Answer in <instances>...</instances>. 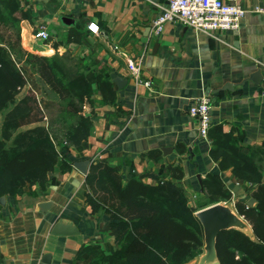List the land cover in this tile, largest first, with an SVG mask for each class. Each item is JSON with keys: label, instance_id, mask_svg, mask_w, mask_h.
I'll return each mask as SVG.
<instances>
[{"label": "crops", "instance_id": "obj_1", "mask_svg": "<svg viewBox=\"0 0 264 264\" xmlns=\"http://www.w3.org/2000/svg\"><path fill=\"white\" fill-rule=\"evenodd\" d=\"M19 1L29 12L21 23L23 45L37 42L33 32L46 27L51 42H42V52L70 58L79 74L103 72L115 86L117 104L129 115H118L94 86V104L85 111L93 109L94 126L82 151L65 150L44 189L26 187L23 194L0 202V264H82L78 256L84 245L98 244L107 253L118 246L110 215L93 214L88 207L86 176L73 166L78 160L105 162L125 180L147 172L170 179L167 167L180 164L185 177L175 182L194 206L206 198L199 175L216 176L232 192V200L220 203L235 205L252 198L257 186L234 177L232 169L220 168L210 156L211 140L200 135L188 110L209 97L212 125L233 133L236 146L264 171V13L258 11L264 9V0H223L242 5L246 14L238 30L214 35L179 22H167L158 32L156 22L165 7L159 0ZM91 24L97 33L89 30ZM70 30L82 34L81 43L67 44ZM56 43L62 45L56 48ZM131 62L152 88L136 82L128 68ZM257 71L263 77L258 86L248 80ZM116 78L127 81L123 89L115 85ZM228 83L234 91L213 93ZM179 146L186 151L180 152ZM152 151L160 157L148 158ZM144 182L154 183L148 178ZM44 201L51 203L46 209L40 207ZM60 218L75 222L80 234L53 235ZM46 254L50 262L43 261Z\"/></svg>", "mask_w": 264, "mask_h": 264}, {"label": "trees", "instance_id": "obj_2", "mask_svg": "<svg viewBox=\"0 0 264 264\" xmlns=\"http://www.w3.org/2000/svg\"><path fill=\"white\" fill-rule=\"evenodd\" d=\"M28 18L29 12L19 0H0V27L5 30L0 32V40L16 64L26 62L30 56L21 40V23ZM66 42L79 44L82 34L70 30ZM54 45L58 48L62 43ZM56 65L59 70V63ZM61 67L68 76L65 90L69 102L53 101L43 106L31 89L20 96L27 80L0 51V115L12 103L0 131V198L21 195L26 187L32 189L39 185L44 189L49 174L60 158L65 157V150L74 147L82 151L94 126L93 109L86 113L85 107L94 104L95 85L104 103L114 106L120 116L129 115L117 104L115 86L103 72L79 74L62 63ZM208 138L212 142L210 156L219 161L222 170L232 169L234 177L257 186L252 193V198L257 200L255 205L247 206L243 199L235 203L257 238L237 228L223 230L217 238L220 262L240 263L235 262L232 252L231 257L227 253L222 256L232 247L250 262L247 264H264L262 165L245 155L236 146L233 133H225L221 126L212 125ZM178 149L186 151L181 146ZM146 156L160 157L153 151ZM261 159L264 160V154ZM167 172L170 179L147 172L142 177L133 174L125 180L116 168L105 162L91 164L86 176V202L91 213L110 215L111 227L117 231L118 247L105 253L98 244H86L78 256L80 260L88 259L82 264H184L197 255L203 226L196 212L222 200L230 201L233 194L220 179L208 174L203 179L206 198L193 206L184 189L175 182L185 177L182 165L170 164ZM145 178L154 183L144 182Z\"/></svg>", "mask_w": 264, "mask_h": 264}, {"label": "built area", "instance_id": "obj_3", "mask_svg": "<svg viewBox=\"0 0 264 264\" xmlns=\"http://www.w3.org/2000/svg\"><path fill=\"white\" fill-rule=\"evenodd\" d=\"M258 11L264 13V9ZM245 14L246 10L242 5L223 0H169L156 22V28L159 32L165 23L179 22L205 34L214 35L218 32L238 30ZM89 30L95 34L99 29L98 27L94 29V25L91 24ZM32 39L49 44L51 33L46 27H41L33 32ZM128 68L138 84L152 88L151 81L139 76V67L135 63H129ZM188 114L198 122L200 135L207 138L209 128L212 126V105L209 97L197 100L189 108Z\"/></svg>", "mask_w": 264, "mask_h": 264}, {"label": "rangeland", "instance_id": "obj_4", "mask_svg": "<svg viewBox=\"0 0 264 264\" xmlns=\"http://www.w3.org/2000/svg\"><path fill=\"white\" fill-rule=\"evenodd\" d=\"M4 31L5 30L0 27V32H4ZM21 40H22V30H21ZM22 46L29 53L30 56L26 62L21 63V64H16L13 57L9 53V51L4 47V45L2 44V41L0 40V51H1V53L4 54L5 57L19 71L22 72L25 79L27 80V86L22 91L20 96L24 95L27 92V90L31 89L32 91H34L36 93L39 101L41 102V104L43 106L48 104V103H51L53 101H61V102L68 103L70 97H69V94L67 93V91L65 90V83L67 81L68 76L65 74L66 73L65 71H61V68H62L61 63L66 68H69L70 71L73 70L72 72H77V71H74L76 68L75 61H72L70 58L64 59V56L63 57L60 56L58 54V52L57 53H55L54 51H50L51 53L42 52L45 49L42 46L41 41L40 42L37 41V42L31 44L29 47H25L22 43ZM29 48H31V49H29ZM50 54H52V55H50ZM58 63L60 66L59 70H57V65H56ZM79 68L80 67H77V70H79ZM20 96H18L17 98H19ZM11 107H12V103L10 102L8 108H6L2 112V114L0 115V131H1V127L3 124L4 118H5V114ZM87 110H85V111H87ZM248 200H249L248 198H245L246 205L250 206L247 203ZM189 201H191L190 198H189ZM202 202H204L203 199H200L198 202H195V205L198 206ZM223 204L231 205L233 210L239 216H241L244 221H246L250 225L249 230L246 233H248L253 239H256L257 236H256V234L252 228V225L250 224V222L246 219V217L244 215H242L238 212L236 205H234L233 203H223ZM200 233H201V235H200L201 243L199 244V246H200L199 252L197 253L196 256H194L193 258H191L190 260L187 261L191 264H197L200 256L205 253V240H204L203 227H202V231L200 230ZM216 247H217V245H216ZM103 250L105 253H107L105 251V249H103ZM227 251H229V252H225V254L222 253L223 257L226 255V253L228 254L229 257H231L230 252H232L235 262L240 261L239 264L250 263L249 261H246L244 259L245 257L236 248L230 247L227 249ZM83 261L87 262L88 259H86V260L83 259Z\"/></svg>", "mask_w": 264, "mask_h": 264}, {"label": "water", "instance_id": "obj_5", "mask_svg": "<svg viewBox=\"0 0 264 264\" xmlns=\"http://www.w3.org/2000/svg\"><path fill=\"white\" fill-rule=\"evenodd\" d=\"M169 0H159L158 4L160 6L168 5ZM254 82L257 86L262 82L263 77L261 71H257L248 79ZM115 85L119 89H123L127 81L123 78L114 79ZM231 90L234 91V87L231 83L224 85L221 89L214 90L213 93H221L222 91ZM207 95H209L207 93ZM164 152L167 149L163 150ZM91 161L89 159L78 160L73 163L75 169H77L84 176L88 175L89 168L91 166ZM199 184L201 186V192H204L203 179L198 176ZM6 197H1L0 202H4ZM256 199L251 198L248 200V205L253 206ZM49 201H44L40 203L41 208H48L50 206ZM196 216L199 218L203 229H204V240H205V253L201 255L198 264H221L218 252H217V238L220 232L230 228H237L247 232L250 225L243 220L232 208L231 205H226L223 203H215L202 208L196 212ZM81 230L76 225L75 222L60 218L52 227L51 233L55 236H73L80 234ZM51 255L46 254L43 258L44 262H50Z\"/></svg>", "mask_w": 264, "mask_h": 264}]
</instances>
